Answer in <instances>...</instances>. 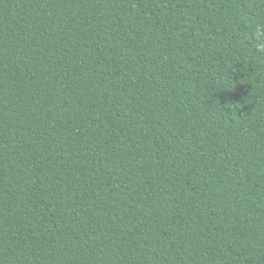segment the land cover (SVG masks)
I'll use <instances>...</instances> for the list:
<instances>
[{"label": "trees", "instance_id": "obj_1", "mask_svg": "<svg viewBox=\"0 0 264 264\" xmlns=\"http://www.w3.org/2000/svg\"><path fill=\"white\" fill-rule=\"evenodd\" d=\"M264 0H0V264H264Z\"/></svg>", "mask_w": 264, "mask_h": 264}, {"label": "clouds", "instance_id": "obj_2", "mask_svg": "<svg viewBox=\"0 0 264 264\" xmlns=\"http://www.w3.org/2000/svg\"><path fill=\"white\" fill-rule=\"evenodd\" d=\"M247 39L251 41L256 54L264 55V21L255 24Z\"/></svg>", "mask_w": 264, "mask_h": 264}]
</instances>
